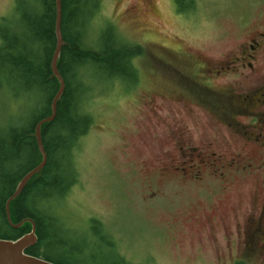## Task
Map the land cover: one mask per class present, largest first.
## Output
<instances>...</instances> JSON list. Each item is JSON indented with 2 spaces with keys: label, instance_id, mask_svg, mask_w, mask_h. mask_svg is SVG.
<instances>
[{
  "label": "rangeland",
  "instance_id": "374dc122",
  "mask_svg": "<svg viewBox=\"0 0 264 264\" xmlns=\"http://www.w3.org/2000/svg\"><path fill=\"white\" fill-rule=\"evenodd\" d=\"M195 1L191 10L187 0H175L174 7L171 0L99 1L95 24L104 22L103 29L109 30L115 27L123 39L142 48L133 60L139 74L132 89L126 80L116 79L119 84L111 81L91 96L88 110L93 123L76 153L77 183L60 202L57 215L62 226L54 228L44 254H69L72 264L102 263L101 246L91 235L92 229H99L92 224L96 221L144 263L230 264L237 258L226 233L234 239L236 224H242L246 211L259 209L262 197L257 183L262 173L229 181L232 189L227 193L219 192L225 182L219 171L212 176L211 168L194 183L157 173L165 163L169 141L164 121L178 120L194 138L201 137L200 124L209 127L203 119L190 118L186 124L178 104L173 114L166 112L154 90V68L171 63L165 49L211 55L225 46L239 12L230 5L217 6L214 0ZM12 5L13 0H0V18ZM225 108L228 113L230 108ZM234 116L240 125L250 121L240 113ZM222 132L229 141V131ZM220 149L228 151L224 144ZM105 260L109 263L110 258Z\"/></svg>",
  "mask_w": 264,
  "mask_h": 264
},
{
  "label": "trees",
  "instance_id": "16d2710c",
  "mask_svg": "<svg viewBox=\"0 0 264 264\" xmlns=\"http://www.w3.org/2000/svg\"><path fill=\"white\" fill-rule=\"evenodd\" d=\"M99 1L60 0L63 45L56 68L64 88L53 120L40 128L46 162L9 204L12 224L31 221L35 226L36 243L26 253L56 264L73 263L69 254L55 257L44 251L50 248L54 228L62 226L57 215L60 202L77 183L76 153L93 123L91 96L111 81L126 80L132 89L139 74L133 60L142 48L123 39L115 27L95 24ZM54 18V0H13L11 10L0 18L1 239H17L31 229L29 222L10 226L5 203L17 182L40 162L34 128L49 116L58 89L51 72Z\"/></svg>",
  "mask_w": 264,
  "mask_h": 264
},
{
  "label": "flooded vegetation",
  "instance_id": "af4514ba",
  "mask_svg": "<svg viewBox=\"0 0 264 264\" xmlns=\"http://www.w3.org/2000/svg\"><path fill=\"white\" fill-rule=\"evenodd\" d=\"M171 1L174 7L175 0ZM214 1L217 6L230 5L239 10L228 32V43L217 47L211 55L198 51L174 53L163 47L171 63L154 68L152 77L157 81L154 90L168 109L166 112L173 114V107L178 104L186 124L190 118L203 119L209 127L205 129L200 124L197 131H202L201 137L194 138L190 129L178 120L164 121L169 141L164 151L165 163L158 167L157 173L194 183L201 181L203 171L211 168L210 174L214 176L219 171L220 180L225 182L219 186L221 193L232 189L229 181L262 173L257 183L262 197L259 209L246 211L242 224H236L234 239L230 232L226 238L228 245L232 241L238 252L230 264L264 262V0ZM195 3L187 0V7L191 10ZM225 106L230 108L228 113L223 112ZM237 113L249 117V123L240 125L234 116ZM224 130L229 131V141ZM221 144L228 153L220 149ZM226 154H231L228 160ZM98 228L92 229L91 235L101 246V257L110 260L96 264H149L138 260L131 252L134 250H124L115 233Z\"/></svg>",
  "mask_w": 264,
  "mask_h": 264
},
{
  "label": "water",
  "instance_id": "95a60500",
  "mask_svg": "<svg viewBox=\"0 0 264 264\" xmlns=\"http://www.w3.org/2000/svg\"><path fill=\"white\" fill-rule=\"evenodd\" d=\"M54 11H55L54 33H55L56 43L51 59V72L58 82V89L52 98L49 116L38 121L34 128V137L40 154V162L34 168H32L30 171L24 174L23 177L17 182L12 194L9 196V198L5 203L6 220L8 224L13 228H19L24 222H29L31 229L28 233L14 240L0 238V264H56L42 257L39 256L37 257L26 253V249L32 247L36 243L37 237L35 235V226L31 221H21L16 225L12 224L9 217L10 202L20 194L21 190L29 182V180L35 174L40 172L45 165L46 154L44 152L41 142L40 128L43 124L51 122L53 120L55 115V103L59 99L64 88L62 77L60 76L56 68L57 59L60 54V49L61 46L63 45L62 36H61V27H60L61 25L60 0H54Z\"/></svg>",
  "mask_w": 264,
  "mask_h": 264
}]
</instances>
